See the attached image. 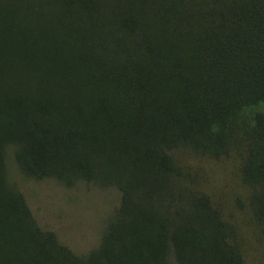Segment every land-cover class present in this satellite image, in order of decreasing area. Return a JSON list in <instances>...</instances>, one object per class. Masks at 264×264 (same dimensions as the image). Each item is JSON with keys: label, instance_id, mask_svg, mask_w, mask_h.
<instances>
[{"label": "trees", "instance_id": "1", "mask_svg": "<svg viewBox=\"0 0 264 264\" xmlns=\"http://www.w3.org/2000/svg\"><path fill=\"white\" fill-rule=\"evenodd\" d=\"M233 163L264 229V0H0V264H243L189 174ZM21 179L114 195L75 250Z\"/></svg>", "mask_w": 264, "mask_h": 264}, {"label": "rangeland", "instance_id": "2", "mask_svg": "<svg viewBox=\"0 0 264 264\" xmlns=\"http://www.w3.org/2000/svg\"><path fill=\"white\" fill-rule=\"evenodd\" d=\"M189 174L199 183L225 217L238 229L243 245V264H264V229L260 230L247 209V190L240 184L232 162L225 159H191ZM12 177L39 225L53 231L59 240L79 250L94 244L102 219L114 195L108 190L66 189L54 181Z\"/></svg>", "mask_w": 264, "mask_h": 264}]
</instances>
